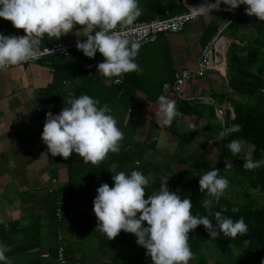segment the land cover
<instances>
[{"label": "crops", "instance_id": "1", "mask_svg": "<svg viewBox=\"0 0 264 264\" xmlns=\"http://www.w3.org/2000/svg\"><path fill=\"white\" fill-rule=\"evenodd\" d=\"M208 2L215 3V0ZM203 3L205 0H139L142 15L135 21L162 19L166 12L173 16L186 14L189 9ZM246 7L242 5L228 11L225 10L228 6L222 4L220 10L210 13L211 16H198L181 33L160 36L156 43L140 48L136 62L141 71L119 78H106L97 73L96 65L104 59L100 53L92 59L77 48L67 59L60 61L59 72H56L52 60L51 66L40 63L0 72V242L10 249L7 253L9 264H57L59 231L66 252L70 254L69 258L66 257L67 264H112L111 255L127 254L122 240L129 233L121 231L116 238L109 240L95 232L97 218L94 207L69 194V167L72 158L81 157L73 153L64 159L61 156L53 157L48 152L41 138L44 123L39 121L37 104L52 103L49 101L50 94L57 84L61 102L55 105L53 114L61 112L66 106L65 100L84 94L99 100L100 106L107 104L124 134L121 149L137 151L143 144L149 149L155 146L140 163L116 165L113 175L120 171L130 173L139 170L150 177L148 186L164 176L169 178L172 174H167L166 165L176 158L193 162L204 157V148L212 144L205 131L210 129L215 132L217 129L210 128L206 120L198 116L184 117L172 128L159 127L155 117L157 102L150 103L149 99L160 96L161 92V95L174 101L214 106L215 114L217 107L233 108L221 98L234 97L228 86L227 72L207 73L204 78L186 85L180 96L172 92L177 76L183 70L196 69L203 47L224 25L227 26L225 35L237 42L238 53L244 57L248 50L255 51L252 49L257 40L262 43L261 47L257 46L260 51H256L258 58L253 61L255 63L243 62L241 67L253 71L262 68L264 80V22L257 18L254 21V17L246 15ZM238 17L240 20L237 22ZM83 28L76 25L71 33L59 39L45 35L41 38L40 46L56 42L77 45L78 40L83 42L87 39L85 36L89 35ZM0 33L5 36L26 35L23 29L14 28L10 21L3 18H0ZM230 66L229 56L227 71ZM115 79L126 84L124 90L123 85L114 84ZM120 99L122 104L118 103ZM92 165L95 164L89 162L87 167ZM52 178L58 180L64 199L66 195L68 208L79 213V217L61 223L54 221L55 205L45 191ZM80 213H89V217L80 220ZM92 217L96 219L95 225L90 220ZM11 225L13 231L9 228ZM34 225L36 227L33 228ZM35 243L36 247L27 248Z\"/></svg>", "mask_w": 264, "mask_h": 264}, {"label": "clouds", "instance_id": "2", "mask_svg": "<svg viewBox=\"0 0 264 264\" xmlns=\"http://www.w3.org/2000/svg\"><path fill=\"white\" fill-rule=\"evenodd\" d=\"M222 4L228 6L225 9L228 11L246 5V15L264 22V0H215V3L205 0L189 12L193 16H209L212 11L220 10ZM141 15L139 0H0V18L26 33L19 36L0 33V71L42 56L40 44L45 35L59 39L71 33L76 25H81L89 35L85 36V41H77V49L88 58L94 59L97 53L103 56V61L96 65L97 73L106 78H119L139 72L141 68L136 58L141 45L127 38L125 28ZM65 101L66 106L59 114H46L41 136L53 157L68 159L76 153L84 163L97 164L110 152L120 151L124 134L107 104L100 106L99 100L87 94ZM180 116L182 113L174 100L165 95L158 97L155 117L159 127L171 126ZM239 131L240 126L233 125L219 135L223 139ZM244 146L242 139H232L226 145L233 155L240 154ZM225 165V170L233 167L228 161ZM262 166L264 159L254 160L251 153L245 156V170ZM112 179V186L104 183L97 189L93 202L97 218L95 232L109 240L116 238L121 231L134 234L137 245L146 249V256L151 258L152 264H189L194 258L188 243L189 233L201 225L211 239L221 234L234 239L238 235H247L249 231L244 218L234 221L220 211L214 213V220L208 215L193 214L192 200L171 191L167 177L161 178L159 190L147 199L145 189L150 177L142 171H120ZM228 184L218 168L199 177L200 192L206 191L216 202ZM212 204L213 199L203 201L206 209ZM9 251V247L0 242V264H9Z\"/></svg>", "mask_w": 264, "mask_h": 264}, {"label": "trees", "instance_id": "3", "mask_svg": "<svg viewBox=\"0 0 264 264\" xmlns=\"http://www.w3.org/2000/svg\"><path fill=\"white\" fill-rule=\"evenodd\" d=\"M238 20H240V17H238L237 22ZM254 21H256V17H254ZM260 44L262 43L257 40L252 49L255 51L248 50L246 57L238 53L239 50H237L238 47L235 43L231 47L229 54L231 66L227 74L229 77L228 86L234 97L221 96V98L232 105L235 114L234 119L230 118V113L227 112L223 125L216 117L214 106L207 104L195 105L179 100L175 101L177 109L182 113V116L177 117L173 121L171 128L179 120L187 116H198L205 119L210 128L217 129L215 132L210 129L205 131V136L215 148L216 157L214 164L207 162L204 157L193 162L189 161V159L176 158L173 162L167 164V174H172L168 181L170 190L178 192L182 198L189 197L193 203L191 211L195 215H208L209 219L214 220V213L220 211L224 216L234 221L244 218L249 228L247 235H238L234 239L225 237L223 234L215 239H211L207 230L202 225L193 232H190L188 243L194 254L192 260H195L197 264L208 263L207 259L202 255V250L209 244L214 245L221 255L220 261L216 264H262V261H264V166L255 170H245L243 168L244 158L249 153H251L254 160L264 159L263 69L258 68L256 71H253L249 68L241 67L243 62H253L255 58H258V52L256 51H260L257 49L258 45L261 47ZM43 47L44 45L40 46V48ZM74 51H71V53ZM52 61L56 72H59L63 60L61 62L60 60ZM40 63L45 64L44 61ZM58 85L54 87L49 100L55 105L61 102L60 90H57ZM125 86L126 84L122 86V90H124ZM146 94L150 95L148 92ZM159 95H161V92ZM158 97L149 99V102H157ZM122 102L121 99L118 101L119 104H122ZM233 125H239L240 131L221 139L219 133L223 129L232 127ZM185 138L189 139V137ZM232 139H242L245 141L244 149L238 155H233L226 147ZM154 148L155 146H150L152 151ZM150 149L146 144H143L137 151H125L120 148L118 153L110 152L104 160L90 167H87L88 163H84L81 158H72V164L69 167V194L79 201L94 207L93 202L97 195V189L104 183L109 184V186L113 185V168L116 165L129 166L142 162ZM225 161L231 162L233 167L225 170ZM215 168L220 170V176L227 178L229 181L228 186L238 189L233 202H227L222 196L216 202L214 197H208L206 191L200 192L199 177L203 173ZM98 181H100V184H97ZM160 181L161 179L146 187L145 199L159 190ZM50 197L53 199L55 205V197ZM205 199H213L210 209L204 208L203 201ZM233 206H236V210L232 208ZM86 216L89 217V213H80V220H84ZM53 217L55 221L54 211ZM77 217H79V213L77 214L76 212L73 218ZM90 220L94 225L96 224V219L92 217ZM215 223L213 221L214 226ZM9 228L13 231L14 227L11 225ZM136 239L134 234L130 233V236L122 240V243L127 248V254L111 255L112 264H152L151 258L146 256V249L138 246ZM36 246L37 244L35 243L27 248ZM66 257H70V254L67 252Z\"/></svg>", "mask_w": 264, "mask_h": 264}, {"label": "built area", "instance_id": "4", "mask_svg": "<svg viewBox=\"0 0 264 264\" xmlns=\"http://www.w3.org/2000/svg\"><path fill=\"white\" fill-rule=\"evenodd\" d=\"M198 16L200 15L197 14L193 16L190 12L173 16L169 12H166L165 17L162 19L159 18L149 22L134 21L133 24L126 26L125 32L129 40L136 41L140 43L141 47H143L156 43L159 37L162 35L181 33L184 31L185 27L194 21ZM226 29V25L221 26L218 29L216 36L203 47L200 59L194 71L183 70L177 76L176 82L172 88V92H174L177 96L181 95L183 88L186 85L195 80L204 78L209 72L226 74L231 47L234 43H237L225 35ZM74 48H77V45L56 42L41 48L44 54L39 58L21 62L17 65L9 67L7 70L39 64L42 61H44L48 66H51V60L61 61L67 59ZM63 84L65 85L66 83L64 82ZM114 84L116 86H121L123 85V81L120 79H115ZM36 110L39 114L40 123H45L44 116L48 112L55 111L56 106L54 103H38ZM227 112L230 113V118H235L233 108L227 106L217 107L216 109V116L223 125L227 116ZM45 191L48 196L55 197V221L61 223L64 220L73 219L76 212L68 208L67 203L62 196V192L58 187V180L56 178L50 179V185ZM57 241V264H67L66 247L63 242L61 231L58 233Z\"/></svg>", "mask_w": 264, "mask_h": 264}, {"label": "rangeland", "instance_id": "5", "mask_svg": "<svg viewBox=\"0 0 264 264\" xmlns=\"http://www.w3.org/2000/svg\"><path fill=\"white\" fill-rule=\"evenodd\" d=\"M222 123V122H221ZM204 157L210 164L215 163V148L213 144H208L207 147L204 148ZM165 174V173H164ZM165 177V176H164ZM238 189H234L230 186L227 187V189L224 191L222 197L228 201L233 202L234 198L237 195ZM234 210H236V206L232 207ZM130 236V233H129ZM202 255L207 259V264H216L220 261L221 255L218 253L216 247L212 244H209L207 247L203 248ZM189 264H197L195 260H190Z\"/></svg>", "mask_w": 264, "mask_h": 264}]
</instances>
